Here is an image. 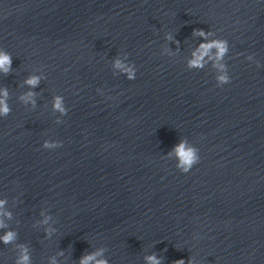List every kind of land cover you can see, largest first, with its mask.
I'll return each instance as SVG.
<instances>
[{
  "label": "clouds",
  "instance_id": "obj_1",
  "mask_svg": "<svg viewBox=\"0 0 264 264\" xmlns=\"http://www.w3.org/2000/svg\"><path fill=\"white\" fill-rule=\"evenodd\" d=\"M200 34L204 35L203 31H201ZM212 46L213 45H207V46H202V47H204L206 51L208 47H212ZM214 46L219 50L220 56H222L227 51L225 42H216ZM200 61H201V57H197L196 60L192 61V64L195 66H202ZM11 62H12L11 56L9 54L0 52V71H3L5 74H7L10 71ZM116 66L123 67V65H121L119 61L116 62ZM128 75L130 79L133 78V73L131 72V70H128ZM219 80L221 83H227L229 81V78L225 75V76L219 77ZM38 82H39V78L35 76L30 77L26 81V83H28L29 85L33 87H35L38 84ZM4 95L7 96L6 91L4 92ZM31 95H32L31 93L28 94L29 97ZM55 108L60 110L61 112L64 111V109L61 106V101L59 98L56 99ZM8 112H9V108L7 107L5 101L0 100V114L6 115ZM45 146L48 147L49 145L46 144ZM175 151H176L177 156L180 158V162H181L180 166L182 167V171L184 173H187L191 169L192 165L197 162L196 150L193 148H186L185 142H181L178 146H176ZM2 203L3 202L0 201V204ZM13 238H14V233L9 232L0 239H3L5 243H8ZM95 255L96 254L84 257L81 260V264H89V261L95 259ZM22 260L24 262H27L28 257L24 256L22 257ZM148 260L151 262V264H160V261L155 256L148 257ZM97 264H107V262L104 260H101V261H97ZM176 264H186V262L183 260H179L176 262ZM187 264H191V261L189 260Z\"/></svg>",
  "mask_w": 264,
  "mask_h": 264
}]
</instances>
